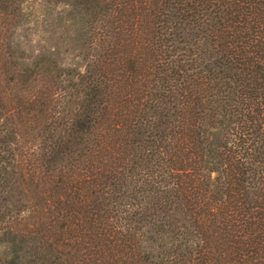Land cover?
<instances>
[{"label": "trees", "instance_id": "16d2710c", "mask_svg": "<svg viewBox=\"0 0 264 264\" xmlns=\"http://www.w3.org/2000/svg\"><path fill=\"white\" fill-rule=\"evenodd\" d=\"M0 0V264H264V0H49L81 66Z\"/></svg>", "mask_w": 264, "mask_h": 264}, {"label": "rangeland", "instance_id": "374dc122", "mask_svg": "<svg viewBox=\"0 0 264 264\" xmlns=\"http://www.w3.org/2000/svg\"><path fill=\"white\" fill-rule=\"evenodd\" d=\"M61 4L53 5L49 0H23L20 21L15 26L11 41L30 56L47 53L60 64L81 66L82 60L76 49H67L60 36L61 23L58 14Z\"/></svg>", "mask_w": 264, "mask_h": 264}]
</instances>
